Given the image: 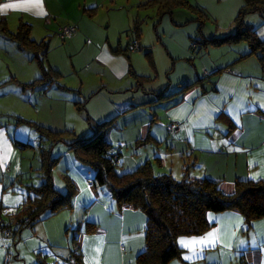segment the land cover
Returning <instances> with one entry per match:
<instances>
[{"label":"crops","instance_id":"1","mask_svg":"<svg viewBox=\"0 0 264 264\" xmlns=\"http://www.w3.org/2000/svg\"><path fill=\"white\" fill-rule=\"evenodd\" d=\"M112 1L116 0H0V18L6 20L10 31H14L20 22H26L30 25V36L37 40L36 30L58 33L62 25L73 24L76 32L70 42L95 41L98 45L91 54L92 63L86 64L91 88H87L86 78L81 79L78 88L80 100L77 102L85 105L87 122L79 132H76L75 124L64 123V129H71L76 137H86L96 124L114 119L105 138L117 148L119 157L121 152H127L120 169H133L145 161L154 167V158L158 166L157 170L154 167L155 172L170 173L176 179L209 178L226 194L234 191L237 179L264 181V51L258 50L241 58L248 52L247 43H229V60L219 62L208 44L202 43V47H198L199 41L205 39L202 35L199 39L198 24L195 29H179L183 33L180 32L176 42L170 40L171 43L166 34L171 31L173 35L175 30L168 22L172 11L168 17L163 14L156 27L161 32L158 41L172 61L169 68L172 70L165 71L170 79L161 90L153 83L145 87L144 82H138L139 78H151L132 66V51L129 52L128 44L121 48L118 36L114 39L117 47L113 48L110 37L88 16L94 9ZM250 14L246 24L264 41L263 16ZM59 16L62 20L56 23ZM234 32L235 29L230 28L223 33ZM216 33L212 37L225 35ZM5 40V47L0 52V77L19 79V73L32 75L36 69L30 52L20 49L8 38ZM218 69L221 70L217 72ZM1 79L0 86L14 84ZM197 79L202 80L185 91L179 90L182 85ZM159 92L168 96L156 101L155 95ZM27 99L31 100L29 96ZM31 102L37 106V96ZM64 103L70 104L68 100ZM173 121L180 123L175 134L167 129V124ZM23 125L9 117H0L2 208L5 207L3 202L16 201L15 191L23 190L26 193L21 199L26 198L25 181L37 185L42 180L40 158L38 166H30L25 148L15 144L16 141L29 142L32 137L35 143L38 141L37 133ZM55 125L50 128L63 130L58 128L59 124ZM62 146L58 149L59 162L52 169L53 182L57 189L64 191V177L69 178L76 190L72 206L37 221L30 231H21L20 235L24 233L31 248L41 254L44 252L51 261L57 262L60 257L69 261L74 248L71 237V240L75 239L80 264H135L144 247V212L131 206L119 207L104 185L93 183L89 167L78 162L65 144ZM15 218L13 215L10 221L15 223ZM205 218L210 227L200 234L178 237L176 243L180 254L167 264H264V216L247 223L238 210L230 209L207 212ZM208 233H215L211 242L206 239ZM66 255L67 259L64 258Z\"/></svg>","mask_w":264,"mask_h":264},{"label":"trees","instance_id":"2","mask_svg":"<svg viewBox=\"0 0 264 264\" xmlns=\"http://www.w3.org/2000/svg\"><path fill=\"white\" fill-rule=\"evenodd\" d=\"M154 1L163 7L162 11H158L163 14L170 13L174 5H187L186 0ZM248 13H258L264 18V0H243L233 20L234 33L225 34L223 37L199 39L204 44L214 46L244 41L247 43L248 52L241 58L255 54L258 50L264 51V41L259 39L244 21ZM200 30L201 27L198 24V36L201 34ZM0 34L14 41L20 49L29 51L39 65L40 76L28 83H22L23 87L38 85L45 90L56 83L55 70L47 69L44 64L47 44L44 40L36 41L31 38L28 23L20 22L14 31H10L6 20L0 18ZM137 42L138 39L135 37L127 47L139 49L140 45ZM145 54H150V51ZM171 70L172 68L168 72ZM220 70L218 69L217 72ZM139 79L143 81L141 77ZM201 80L197 79L192 83L184 84L179 90L185 91ZM138 82L141 83L140 80ZM155 96L158 101L168 94L159 92ZM113 121L114 119H109L96 124L89 136L76 137L69 129L54 130L33 121L15 117V123L28 124L37 133L36 145L40 155L39 170L42 180L37 185H26L28 195L18 209L14 223L15 229L12 230L11 235L20 233L22 228H30L37 221L53 216L63 209L71 208V201L76 190L69 178L64 177L66 184L64 191L57 189L53 182L52 169L59 162V156L53 157L52 152L59 142L66 145V149L72 152L78 162L89 167L93 173V183L104 185L119 207L131 206L144 212L146 216L144 247L138 253L135 264H167L178 257L180 249L176 243L177 238L200 234L209 228L210 225L205 218L207 212L236 209L244 216L247 223L264 216L263 180L237 179L234 191L226 194L218 188L214 180L187 177L176 179L170 173L155 172L149 161L140 163L131 170L119 171V151L105 138V133L111 128ZM177 132L170 131L172 134ZM69 138L72 140L68 141ZM46 140L47 144H43ZM15 144L19 148L34 146L27 141H16ZM1 209L2 207L0 211ZM72 241L74 248L70 258L80 264L76 257L75 239Z\"/></svg>","mask_w":264,"mask_h":264},{"label":"rangeland","instance_id":"3","mask_svg":"<svg viewBox=\"0 0 264 264\" xmlns=\"http://www.w3.org/2000/svg\"><path fill=\"white\" fill-rule=\"evenodd\" d=\"M186 1L187 5H174L170 10V13H166L165 15L170 16L172 15V11L174 12L172 18L167 16L169 25L175 27L173 35L171 31H167L166 37L169 41L172 40V42H176L175 39L180 37L178 36L180 35V32L183 33V31H179V29L189 27L195 29L194 27H196V24H200L201 27V34H199L200 39L202 38L201 35L207 39L214 36L212 34H217L216 32L220 33V36L224 35L225 33L223 32H226L227 30L229 31L230 28H234L232 25L233 20L240 9L239 6H241L243 2V0ZM154 3V0H116L112 1L110 4L104 5L102 8L94 9V12H91L88 16L96 27H100V29L98 28L99 30L106 32L110 37L111 46L113 48L117 47V41L114 39H117L118 36L121 48H125L131 40L135 39V37L140 39L139 49L136 47L133 48V50L132 48L129 50V52L132 51V54L130 53L132 58L131 64L139 73L149 75L151 78V80L142 78L144 79L142 82H144L143 85L145 87H150V83H153V86H155L157 90H161L170 79V76L167 75L165 71H169L170 66H172V61L167 55L164 46L158 41L161 32L157 31L156 27L163 14L162 12H160L161 14L158 13V11H162L163 7ZM250 15L252 14L248 13L245 15V23ZM257 15L259 14H256L255 17H257ZM60 20H62L61 16L55 21L57 23V21ZM9 30L11 29L9 28ZM35 36L37 39L36 41L44 40L47 44L44 55V64L47 69L55 70L54 75H56L57 85L56 83L52 84L45 90H42L40 86L35 85L32 87V91L28 89L29 87L24 88L22 86V83H28L40 76L39 65L37 64L36 59L32 57V54L29 53V56L32 59V64L35 67L34 69H36L35 71H32V75L31 73H29V75L19 73V79H9L7 76L0 77L2 78L1 81L7 80L8 82L12 81L11 83L14 82L11 87L0 86V117H5L6 119L9 117L10 120L14 121L15 117L21 116V118L27 121H33L38 124H50L49 126H46L48 128H50V126L53 128V126H56L55 124H59L58 126L60 127L58 128L64 129L66 128L63 127L64 123L69 124L70 126L75 124V130L76 132H79V129L86 124L87 116L85 105H80L79 102H77L80 100L78 96V88L81 86L80 81L81 79L83 80V78H86L87 80V88H91V80H88V74H90V72L87 70L88 68L86 64L91 62V54L96 51L98 45L95 41L85 42L78 40L70 42V37L61 39L55 30H49L45 33L36 30ZM5 39H7V37L0 34V52L5 47L3 42L7 41ZM202 43V41H199L198 47H202ZM228 45L230 44L225 43L220 46L209 45L208 48L211 49L212 47L214 56L219 62H222L227 59L229 60L230 58L229 56L231 53L228 50ZM147 51H150V54L146 55L145 52ZM210 54L213 57L212 52H210ZM0 56H2V54H0ZM21 71L24 70L22 69ZM2 72L4 73V70ZM59 85L65 87L66 90ZM19 89L22 90V92ZM28 96L31 99L30 101H34V98L37 96L38 107L28 101ZM62 98H64V100ZM67 100L68 103H70L68 105L64 103L67 102ZM76 103H78V105H76ZM23 127H27L30 131H34L28 124H24ZM29 142L34 146L26 147L25 155L31 161V163H29L30 166L32 165L33 167H36L38 166L40 156L38 147L33 137ZM62 144V142H59L53 148V157H58V149L63 147ZM126 154L127 152H121V157H119V171L126 170L120 169L123 168L122 163L123 161L125 163ZM152 161L157 170L158 166L156 165L155 159L153 158ZM27 183L30 184V180L25 181L24 185H28ZM15 192L18 195L15 197L16 201L11 199L10 203H2V206L5 207L0 211V219L6 220L7 222L10 221V218L13 215H18V209L26 199H21V195L26 193L23 190ZM18 199L21 201L18 202ZM12 226L14 230L15 224ZM21 231H30V229L29 227H24ZM21 231L14 235L10 234L7 237L0 235V264H39L41 262L44 264H63L62 261L64 264H73L70 260L67 262V260L65 261L62 257H60L57 262L51 261V259H49L50 256L47 257L44 252L41 254L38 250L32 249L30 242L24 237V233L20 235L22 233ZM71 239L72 238L70 237V242H73ZM7 256L10 257L6 258ZM67 257L68 255L64 258L67 259ZM46 258L47 261L44 260Z\"/></svg>","mask_w":264,"mask_h":264},{"label":"built area","instance_id":"4","mask_svg":"<svg viewBox=\"0 0 264 264\" xmlns=\"http://www.w3.org/2000/svg\"><path fill=\"white\" fill-rule=\"evenodd\" d=\"M76 32V27L71 24H66L60 27L59 29V37L61 39H66L71 37ZM167 129L172 132H176L180 129V123L178 121L170 122L167 126ZM117 161V160H116ZM12 221L7 222L6 220L0 219V235H4L5 237L9 236L12 233L13 225ZM10 256H7L9 258ZM73 264H78L73 258L69 259Z\"/></svg>","mask_w":264,"mask_h":264},{"label":"snow or ice","instance_id":"5","mask_svg":"<svg viewBox=\"0 0 264 264\" xmlns=\"http://www.w3.org/2000/svg\"><path fill=\"white\" fill-rule=\"evenodd\" d=\"M5 7H13V5H6ZM215 236V233H208L206 239L211 242L212 241V238ZM181 243H185L184 241H181Z\"/></svg>","mask_w":264,"mask_h":264}]
</instances>
